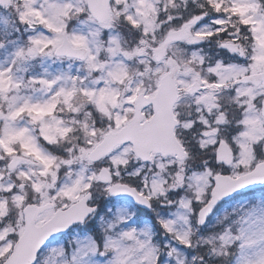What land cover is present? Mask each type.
<instances>
[{"label": "snow or ice", "instance_id": "snow-or-ice-1", "mask_svg": "<svg viewBox=\"0 0 264 264\" xmlns=\"http://www.w3.org/2000/svg\"><path fill=\"white\" fill-rule=\"evenodd\" d=\"M0 264H264V0H0Z\"/></svg>", "mask_w": 264, "mask_h": 264}]
</instances>
